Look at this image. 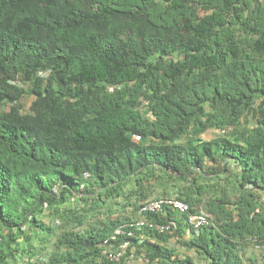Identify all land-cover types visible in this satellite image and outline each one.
Instances as JSON below:
<instances>
[{"label": "trees", "instance_id": "obj_1", "mask_svg": "<svg viewBox=\"0 0 264 264\" xmlns=\"http://www.w3.org/2000/svg\"><path fill=\"white\" fill-rule=\"evenodd\" d=\"M1 105L0 264H128L104 240L164 197L210 223L116 247L264 264V0H0Z\"/></svg>", "mask_w": 264, "mask_h": 264}, {"label": "built area", "instance_id": "obj_2", "mask_svg": "<svg viewBox=\"0 0 264 264\" xmlns=\"http://www.w3.org/2000/svg\"><path fill=\"white\" fill-rule=\"evenodd\" d=\"M165 207L174 208L182 213L188 214V224L191 229L199 231L203 226L210 223V219L208 214L201 210L192 212L191 206L176 197H164L159 199H153L145 202L141 207L140 214L138 219H134L133 221L127 222L118 226L113 233L104 240L105 254L114 261H121L126 254L128 253V249H130V253L127 257L128 264H139L140 262H146L147 259L143 255H139L136 253L135 247L131 248V243L129 240H126L119 244L116 247V243L121 237L128 238H141L142 240L147 238L146 235L142 232L145 227H151L159 232H166L172 230V225L170 223H160L153 220L148 219L145 214L148 212L158 213L161 212ZM140 234V235H139Z\"/></svg>", "mask_w": 264, "mask_h": 264}, {"label": "rangeland", "instance_id": "obj_3", "mask_svg": "<svg viewBox=\"0 0 264 264\" xmlns=\"http://www.w3.org/2000/svg\"><path fill=\"white\" fill-rule=\"evenodd\" d=\"M34 97L32 96V95H30V94H27V95H25L24 97H23V99H22V103L24 104V109L25 110H29L30 109V106H31V104H32V102L34 101ZM4 109H8V106L7 105H1L0 106V111L1 110H4ZM217 134V132L215 131V130H210V131H208L207 133H206V137L207 138H212L214 135H216ZM171 242L175 245V246H177V248H181V251L180 252H185L186 251V249L185 248H183L178 242H177V239L176 238H172V240H171ZM192 255H194V254H192Z\"/></svg>", "mask_w": 264, "mask_h": 264}, {"label": "crops", "instance_id": "obj_4", "mask_svg": "<svg viewBox=\"0 0 264 264\" xmlns=\"http://www.w3.org/2000/svg\"><path fill=\"white\" fill-rule=\"evenodd\" d=\"M170 244L173 245V246H175L172 242H170ZM175 247H177V246H175ZM178 250L181 251V248H178ZM139 264H145V262H140Z\"/></svg>", "mask_w": 264, "mask_h": 264}]
</instances>
